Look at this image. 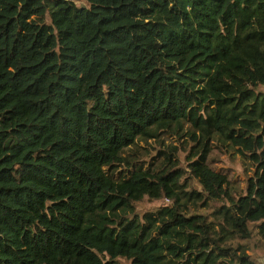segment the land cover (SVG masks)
I'll list each match as a JSON object with an SVG mask.
<instances>
[{"label": "trees", "instance_id": "16d2710c", "mask_svg": "<svg viewBox=\"0 0 264 264\" xmlns=\"http://www.w3.org/2000/svg\"><path fill=\"white\" fill-rule=\"evenodd\" d=\"M262 254L264 0H0V264Z\"/></svg>", "mask_w": 264, "mask_h": 264}, {"label": "rangeland", "instance_id": "374dc122", "mask_svg": "<svg viewBox=\"0 0 264 264\" xmlns=\"http://www.w3.org/2000/svg\"><path fill=\"white\" fill-rule=\"evenodd\" d=\"M85 5V4H82ZM226 166L229 169H232L234 173H237L240 176V179H243L246 168L241 162H237L236 164L231 163L230 161H226ZM168 200H159V201H150L148 198L143 199V202L138 205L137 212L139 215H143L150 211H157L165 206H168ZM262 259L260 261L264 264V254L260 255ZM121 264H127L124 261H120Z\"/></svg>", "mask_w": 264, "mask_h": 264}]
</instances>
